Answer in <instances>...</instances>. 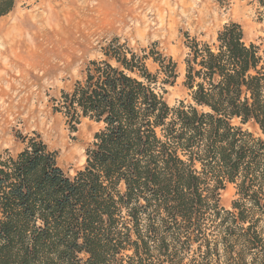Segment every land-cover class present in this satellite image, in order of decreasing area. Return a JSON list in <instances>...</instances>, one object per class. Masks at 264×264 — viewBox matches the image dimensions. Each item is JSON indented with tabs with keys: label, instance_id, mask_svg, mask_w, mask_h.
I'll list each match as a JSON object with an SVG mask.
<instances>
[{
	"label": "trees",
	"instance_id": "1",
	"mask_svg": "<svg viewBox=\"0 0 264 264\" xmlns=\"http://www.w3.org/2000/svg\"><path fill=\"white\" fill-rule=\"evenodd\" d=\"M186 37L189 104L165 99L173 59L113 40L56 108L72 132L101 125L85 166L67 174L38 136L0 157V264H264V52L237 23Z\"/></svg>",
	"mask_w": 264,
	"mask_h": 264
},
{
	"label": "rangeland",
	"instance_id": "2",
	"mask_svg": "<svg viewBox=\"0 0 264 264\" xmlns=\"http://www.w3.org/2000/svg\"><path fill=\"white\" fill-rule=\"evenodd\" d=\"M230 23L241 25L246 43L264 52L262 0H17L0 18V157H16L26 148L24 138L38 136L74 176L101 125L85 119L72 132L56 108L89 62L103 58L104 47L118 40L138 54L154 49L173 59L178 78L165 99L175 107L190 103L187 34L212 43ZM148 66L157 70L152 60ZM244 128L263 137L253 123ZM237 199V186L229 184L220 203L230 210Z\"/></svg>",
	"mask_w": 264,
	"mask_h": 264
},
{
	"label": "bare ground",
	"instance_id": "3",
	"mask_svg": "<svg viewBox=\"0 0 264 264\" xmlns=\"http://www.w3.org/2000/svg\"><path fill=\"white\" fill-rule=\"evenodd\" d=\"M101 1V0H100ZM59 6V5H58ZM81 9V8H80ZM61 15V14H60ZM68 17L66 18V21H67V23L68 24H71V22H72V16H73V11H71V14L69 13V15H67ZM59 17V16H58ZM82 17V16H81ZM60 18V17H59ZM80 19V18H79ZM75 21V20H74ZM71 26V25H70ZM20 62V61H19ZM3 65H5V64H3ZM6 67V66H5Z\"/></svg>",
	"mask_w": 264,
	"mask_h": 264
}]
</instances>
